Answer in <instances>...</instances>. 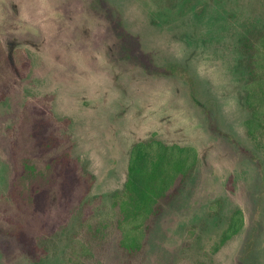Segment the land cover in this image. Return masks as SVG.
Segmentation results:
<instances>
[{"label":"rangeland","instance_id":"rangeland-1","mask_svg":"<svg viewBox=\"0 0 264 264\" xmlns=\"http://www.w3.org/2000/svg\"><path fill=\"white\" fill-rule=\"evenodd\" d=\"M262 34L264 0H0L10 58L0 70V214L17 189L14 143L31 100L48 99L94 178L63 215H43L34 245L0 231V264H264V135L245 125ZM154 138L193 146L198 160L142 217L129 250L115 195L133 145ZM238 210L243 227L225 239Z\"/></svg>","mask_w":264,"mask_h":264},{"label":"trees","instance_id":"trees-1","mask_svg":"<svg viewBox=\"0 0 264 264\" xmlns=\"http://www.w3.org/2000/svg\"><path fill=\"white\" fill-rule=\"evenodd\" d=\"M255 48L258 52L253 78L246 85V102L251 116L245 125L252 138L259 140L260 134L264 135V34L255 42ZM19 53L15 52L16 55ZM9 59L0 38L2 72L7 70ZM262 143L264 145V141ZM72 144L70 136L60 131L47 98L27 103L14 143L18 151L17 189L7 200H1L4 213L0 214V231L17 234L27 246H32L31 233L44 226L43 215L47 216V222L48 218L54 221L88 193L94 178L73 156ZM197 160L198 151L193 146L166 144L158 138L133 145L125 191L115 195L122 211L120 244L124 248L132 250L135 247L134 241L142 232V217L152 212L154 204L166 195L175 182L174 176L183 177ZM155 175V182L147 184ZM13 210H27V214L33 213V218L29 214L25 223L23 212L13 215ZM131 216L134 217L132 220ZM130 220L134 227H130ZM243 224V211L238 210L225 231V239L240 231Z\"/></svg>","mask_w":264,"mask_h":264}]
</instances>
